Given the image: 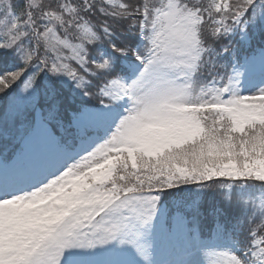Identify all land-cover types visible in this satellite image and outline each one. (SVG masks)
<instances>
[{
  "label": "snow or ice",
  "instance_id": "1",
  "mask_svg": "<svg viewBox=\"0 0 264 264\" xmlns=\"http://www.w3.org/2000/svg\"><path fill=\"white\" fill-rule=\"evenodd\" d=\"M0 264H264V0H0Z\"/></svg>",
  "mask_w": 264,
  "mask_h": 264
}]
</instances>
